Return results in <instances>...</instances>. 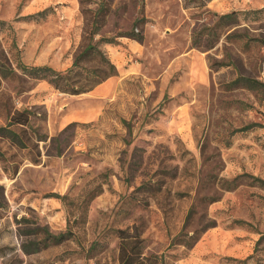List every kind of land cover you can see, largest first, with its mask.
Listing matches in <instances>:
<instances>
[{
    "label": "rangeland",
    "instance_id": "obj_1",
    "mask_svg": "<svg viewBox=\"0 0 264 264\" xmlns=\"http://www.w3.org/2000/svg\"><path fill=\"white\" fill-rule=\"evenodd\" d=\"M0 21V127L30 112L24 146L0 136V264H118V229L161 264H264V0H0ZM101 37L103 96L22 75ZM36 227L64 240L32 250Z\"/></svg>",
    "mask_w": 264,
    "mask_h": 264
},
{
    "label": "trees",
    "instance_id": "obj_2",
    "mask_svg": "<svg viewBox=\"0 0 264 264\" xmlns=\"http://www.w3.org/2000/svg\"><path fill=\"white\" fill-rule=\"evenodd\" d=\"M209 1V0H206ZM43 11L36 14H41ZM233 12L220 15L221 18H230ZM1 22V21H0ZM93 33H96L94 31ZM127 36L139 42L143 41L142 29L138 31L131 30ZM113 38L101 37L95 42H90L84 46L78 53L75 54L72 64L65 71H58L49 65H32L26 66L21 64L20 68L22 75L30 77L31 79L42 80L46 79L56 90L71 95H79L87 93L95 86L107 80L111 76L117 75L115 65L108 59L106 54L100 49L99 43H115ZM94 61L95 65H87L88 62ZM0 72L6 75L5 72ZM242 84L248 88L255 86H263V83L247 78L237 77L232 81V85ZM30 112L26 109L15 112L8 121L6 126L0 127V136L8 138L15 144L24 146V141L18 131L10 128L11 125H26L29 121ZM2 153L0 152V155ZM238 178L226 180L227 188H233L237 185ZM264 185V181L256 179ZM191 211L187 213L186 219L190 218ZM211 225H205L200 231L195 232L189 236L180 234L175 239V244H182L187 248H191L198 240L199 235L206 228ZM34 233L43 232V238L31 242L33 249L40 250L47 247L51 243H60L64 240V234L54 235L45 228L36 227L33 229ZM118 237L120 239L118 246V264H161V257L156 254H143V239L133 232L129 233L126 230L118 229Z\"/></svg>",
    "mask_w": 264,
    "mask_h": 264
},
{
    "label": "crops",
    "instance_id": "obj_3",
    "mask_svg": "<svg viewBox=\"0 0 264 264\" xmlns=\"http://www.w3.org/2000/svg\"><path fill=\"white\" fill-rule=\"evenodd\" d=\"M127 45L128 48L130 47H136L137 43L136 41L130 39L128 41V43H125ZM108 79L103 81L102 83L98 84L97 86H95L92 90H90L89 92H91V94H93L94 96H103L105 93H107V89H108Z\"/></svg>",
    "mask_w": 264,
    "mask_h": 264
}]
</instances>
